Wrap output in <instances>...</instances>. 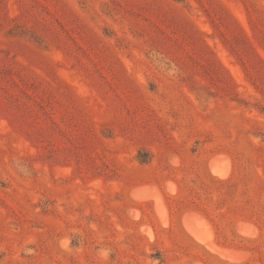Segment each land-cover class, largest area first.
Instances as JSON below:
<instances>
[{"label":"rangeland","instance_id":"rangeland-1","mask_svg":"<svg viewBox=\"0 0 264 264\" xmlns=\"http://www.w3.org/2000/svg\"><path fill=\"white\" fill-rule=\"evenodd\" d=\"M0 264H264V0H0Z\"/></svg>","mask_w":264,"mask_h":264},{"label":"clouds","instance_id":"clouds-1","mask_svg":"<svg viewBox=\"0 0 264 264\" xmlns=\"http://www.w3.org/2000/svg\"><path fill=\"white\" fill-rule=\"evenodd\" d=\"M175 161H173V163H174ZM102 256H108L109 255V253L107 252V251H105V250H101V253H100Z\"/></svg>","mask_w":264,"mask_h":264}]
</instances>
